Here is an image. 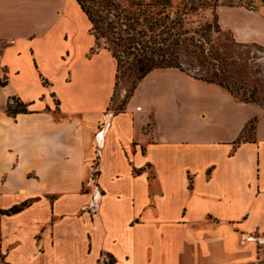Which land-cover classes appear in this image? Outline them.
Masks as SVG:
<instances>
[{
	"label": "crops",
	"instance_id": "0c3cea01",
	"mask_svg": "<svg viewBox=\"0 0 264 264\" xmlns=\"http://www.w3.org/2000/svg\"><path fill=\"white\" fill-rule=\"evenodd\" d=\"M59 1L51 11L45 0H0V43L10 42L0 47V211L22 207L0 212V264H264V108L160 68L113 111L115 79L95 71L116 61L104 47L91 54L90 26L81 47L76 30L59 31L58 94L27 98L19 60L47 75L50 16L65 20L76 2ZM257 2L220 3L217 13L236 42L264 47ZM152 77L161 83L142 89ZM204 91L217 97L200 107L186 98ZM15 96L27 113L7 112ZM236 103L260 112L243 120Z\"/></svg>",
	"mask_w": 264,
	"mask_h": 264
},
{
	"label": "rangeland",
	"instance_id": "374dc122",
	"mask_svg": "<svg viewBox=\"0 0 264 264\" xmlns=\"http://www.w3.org/2000/svg\"><path fill=\"white\" fill-rule=\"evenodd\" d=\"M164 1H168L169 3ZM257 1L264 3V0H161L160 8H163V10L170 13L172 16H181L185 22V26L192 31H198L196 37L201 39V41H205L201 42V44H203V49L201 50L204 54L202 57L195 56L194 53H191V47L189 48L187 61L191 63V66H185V68H189L190 73L211 77L213 70L212 65L217 64V66L225 69L226 74L228 75V84L232 85V87L240 93L246 92L247 96L250 95V93H254L255 98L264 106V47L252 43L236 42L229 31L223 30L219 27L214 17L215 11H217V6L220 3H245L250 7H256L258 6ZM125 2L127 3L128 0H125ZM44 3L51 11H54L55 7L61 4L59 0H45ZM185 6L187 9H185ZM192 6L195 7L194 10L190 8ZM65 8L67 12L65 20L62 19L61 21H58L54 19L52 15L50 16V22L53 24L52 33L54 43L50 45L48 51L41 57V61L45 68L44 71L47 75L42 73L43 76L41 75L40 77L37 70L33 68L31 60L27 57L22 56L19 60V65L27 74L26 79H24L25 81L19 86L21 88L27 87L23 89L27 90L23 91V94L32 100H38L42 95L50 97L52 92L53 94H58V90H60L59 84L63 79V63H61V59L57 53L62 50L65 42L63 43L61 40L59 31L64 29H74L75 32L76 30L78 38L74 39V43L78 47H81L83 41H86L87 39L86 35H88V33L86 31L90 26V23L78 4L70 1ZM30 27H32V24L29 23L27 28ZM5 44L8 43H0V47L5 46ZM78 47L77 49L79 51ZM197 51H199V49ZM89 56L91 55L89 54ZM109 59L110 60H107V63H103V65L98 67L95 72L101 73L102 79L105 83L109 84L108 82H110L111 79H115V84L116 66L115 62L112 61L111 58ZM41 61L39 55L40 64ZM77 62L78 60L74 65L77 64ZM1 81H7L6 74L2 75ZM161 81L162 80L158 77H152L144 83L142 89H148L152 86L158 85ZM118 83V87H115L114 85V102L110 104V108L113 111L123 108L129 99L128 96L132 88V81L128 77L121 78ZM213 97H217V95L207 91L195 96H186L190 102L198 107H200L205 100ZM15 98L17 100L15 99L16 101H13V104L17 105V102H20L21 100L16 96ZM54 104H57L55 99ZM236 106L237 113L243 120L255 112H260L258 105L246 106L236 103ZM227 107L229 108L230 106L227 104ZM227 107L225 108L226 110H228ZM256 115L258 116V120H260L264 114L262 115V113H258ZM182 122V118L179 117L178 122L176 123L180 125ZM207 128L215 129L216 131L223 130V128L215 123H211ZM252 128L253 123L250 122L247 126L248 138L252 135Z\"/></svg>",
	"mask_w": 264,
	"mask_h": 264
},
{
	"label": "trees",
	"instance_id": "16d2710c",
	"mask_svg": "<svg viewBox=\"0 0 264 264\" xmlns=\"http://www.w3.org/2000/svg\"><path fill=\"white\" fill-rule=\"evenodd\" d=\"M160 1L128 0L126 3L125 0H76L81 11L86 15L90 23V33L95 38L97 47L91 48V54L96 53L97 48L104 47L111 52L116 61L115 87H118L121 78H130L132 81L128 96L130 98L138 83L151 71L160 68H178L196 79L226 88L244 102L257 103L264 108L255 98L254 93L247 96L246 92L240 93L228 84L225 69L217 64L212 65L211 77L192 74L189 68H185L191 66L187 61L189 48L191 47V53L195 56L202 57L204 54L201 50L203 49L201 42L205 41L196 37L198 31H192L185 26L181 16H172L160 8ZM190 8L195 9L193 6ZM214 17L221 28L217 11ZM114 94L115 91L110 104L114 102ZM15 99V97L9 99L7 112L13 116L27 113V104L20 101L14 105L13 101L17 100ZM121 109L123 108L119 110ZM21 208L14 206L0 212L10 214Z\"/></svg>",
	"mask_w": 264,
	"mask_h": 264
},
{
	"label": "bare ground",
	"instance_id": "6f19581e",
	"mask_svg": "<svg viewBox=\"0 0 264 264\" xmlns=\"http://www.w3.org/2000/svg\"><path fill=\"white\" fill-rule=\"evenodd\" d=\"M21 192H24V190H23V189H21Z\"/></svg>",
	"mask_w": 264,
	"mask_h": 264
},
{
	"label": "built area",
	"instance_id": "2783aa9c",
	"mask_svg": "<svg viewBox=\"0 0 264 264\" xmlns=\"http://www.w3.org/2000/svg\"><path fill=\"white\" fill-rule=\"evenodd\" d=\"M7 43H10L9 41H7Z\"/></svg>",
	"mask_w": 264,
	"mask_h": 264
}]
</instances>
